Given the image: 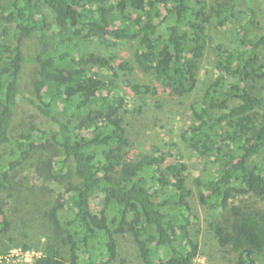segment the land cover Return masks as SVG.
<instances>
[{
	"label": "trees",
	"instance_id": "16d2710c",
	"mask_svg": "<svg viewBox=\"0 0 264 264\" xmlns=\"http://www.w3.org/2000/svg\"><path fill=\"white\" fill-rule=\"evenodd\" d=\"M108 1L0 3V186L29 157L61 153L57 171L54 156L46 160L47 177L69 179L71 210L61 220L63 202L52 206L56 236L31 262L0 264H125L123 238L142 264H192L201 244L191 198L235 264H264V0ZM234 20V39L215 44L212 28ZM31 35L43 47L34 56ZM114 39L137 43L134 63L93 46ZM29 64L32 92L23 87ZM118 70L128 92L115 83ZM135 73L152 82H134ZM162 96L187 99L178 142L209 159L204 174L190 175L177 142L131 150L129 117L152 97L162 108ZM10 226L0 200V239Z\"/></svg>",
	"mask_w": 264,
	"mask_h": 264
},
{
	"label": "rangeland",
	"instance_id": "374dc122",
	"mask_svg": "<svg viewBox=\"0 0 264 264\" xmlns=\"http://www.w3.org/2000/svg\"><path fill=\"white\" fill-rule=\"evenodd\" d=\"M2 1L0 0V3ZM107 4H113V0H109ZM165 8L162 7V11ZM236 25L237 21L234 20L225 27L214 26L212 28L214 43L221 44L222 47L229 45L234 39ZM112 42L114 43L101 44L97 42L93 46L103 47L107 53L116 54L117 57L113 59L116 64L125 60L135 62L134 54L138 47L135 41L114 39ZM26 43L27 52L30 56H34L43 49L35 36L31 35ZM214 56V50L210 49L204 67L212 65ZM35 70L36 67L29 64L24 75L23 87L29 92L33 91ZM126 78L125 72L118 70L115 83L128 92V89L124 87ZM132 80L134 82H152L150 75L141 73H135ZM161 100L162 108L156 106V101H159L157 97H152L148 99L150 104L144 113L129 117L132 122V125L129 126L133 143L131 150L135 153L152 151L156 146L165 150H172L173 144L177 142L188 164L190 175L195 177L204 174L209 159L178 142L180 133L188 124V117L186 116L187 99L179 98L182 101L179 106L174 104V101L179 102L178 99H171V97L165 99L162 96ZM60 154L57 152L54 155L52 151H45L38 157H29L22 165H18L12 170L14 174L12 181L0 186V200L5 202L7 213L11 218L10 228L0 239V248H7L9 252L7 255L0 254V260L31 262L43 252L47 241L53 240V237L56 236L51 216L52 206L63 202V207L58 210V216L61 220L66 219L71 213L67 204L66 191L70 185L69 179L61 177L59 180H52L47 177L46 160L53 155L54 162L52 164L57 171L60 167L58 163ZM99 204L100 197H94L92 199L93 209L97 210ZM191 204L194 215L191 231L193 235L199 238L201 244L200 254L192 264H235V253L227 247L220 246L213 236L208 224L207 209L203 208L196 198H191ZM24 244H28L29 247L24 248ZM120 248L123 252L122 255L127 259L125 264H142L138 261L134 245L129 240L123 238Z\"/></svg>",
	"mask_w": 264,
	"mask_h": 264
}]
</instances>
